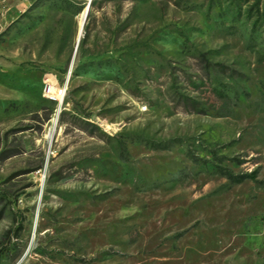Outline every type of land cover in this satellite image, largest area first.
I'll list each match as a JSON object with an SVG mask.
<instances>
[{"label":"rangeland","instance_id":"rangeland-1","mask_svg":"<svg viewBox=\"0 0 264 264\" xmlns=\"http://www.w3.org/2000/svg\"><path fill=\"white\" fill-rule=\"evenodd\" d=\"M237 2L0 0V264H264V0Z\"/></svg>","mask_w":264,"mask_h":264},{"label":"bare ground","instance_id":"bare-ground-1","mask_svg":"<svg viewBox=\"0 0 264 264\" xmlns=\"http://www.w3.org/2000/svg\"><path fill=\"white\" fill-rule=\"evenodd\" d=\"M84 12H85V9L83 10V12L81 13L80 15V19H79V28H80V25H81V22L83 21V17H84ZM79 33H80V30H79ZM79 36V35H78ZM70 71V70H69ZM51 88V87H50ZM49 88V90H50ZM66 88V87H65ZM65 88H59V89H54L52 88L51 89V93L48 94V96H50L51 98L55 99L57 101V108H56V111H55V117L56 115L58 114V111L60 109V106L62 105V102H63V98L65 96ZM49 92V91H48ZM63 106V105H62ZM55 117L52 119V125L50 126V129H48L49 131L47 132V135L49 136L53 130V124L55 122Z\"/></svg>","mask_w":264,"mask_h":264},{"label":"built area","instance_id":"built-area-1","mask_svg":"<svg viewBox=\"0 0 264 264\" xmlns=\"http://www.w3.org/2000/svg\"><path fill=\"white\" fill-rule=\"evenodd\" d=\"M6 16V8H0V25L4 22Z\"/></svg>","mask_w":264,"mask_h":264},{"label":"trees","instance_id":"trees-1","mask_svg":"<svg viewBox=\"0 0 264 264\" xmlns=\"http://www.w3.org/2000/svg\"><path fill=\"white\" fill-rule=\"evenodd\" d=\"M234 3H236V5H237L238 4L237 0H234ZM239 176H241V175H239ZM237 179H239V178H237Z\"/></svg>","mask_w":264,"mask_h":264},{"label":"water","instance_id":"water-1","mask_svg":"<svg viewBox=\"0 0 264 264\" xmlns=\"http://www.w3.org/2000/svg\"><path fill=\"white\" fill-rule=\"evenodd\" d=\"M79 37V36H78ZM79 38H77V41H78Z\"/></svg>","mask_w":264,"mask_h":264}]
</instances>
